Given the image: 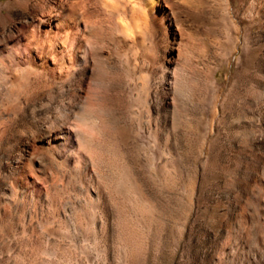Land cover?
Segmentation results:
<instances>
[{"label": "rangeland", "instance_id": "obj_1", "mask_svg": "<svg viewBox=\"0 0 264 264\" xmlns=\"http://www.w3.org/2000/svg\"><path fill=\"white\" fill-rule=\"evenodd\" d=\"M161 1L0 0V264H264V0Z\"/></svg>", "mask_w": 264, "mask_h": 264}, {"label": "bare ground", "instance_id": "obj_2", "mask_svg": "<svg viewBox=\"0 0 264 264\" xmlns=\"http://www.w3.org/2000/svg\"><path fill=\"white\" fill-rule=\"evenodd\" d=\"M119 1L120 0H111L112 3H114V2L118 3ZM122 1L124 3H126V4L131 5L137 0H122ZM20 2H21V0H20ZM146 2L148 4V6L150 7V13L152 15L159 16L161 22L165 21L167 16L171 15L170 11H167V9L163 8L164 4H163V2L161 0H146ZM16 3H17V1H16ZM63 3L61 2L58 5L59 9H61V10H63V8L65 7ZM112 6L113 5H111V7ZM21 7H22V5H21ZM147 14H148V12H147ZM44 24L49 25L50 28H48V29L45 28L44 29L43 28ZM61 24H62L61 19L56 17L55 14L52 12V9H51L48 13H43V14L40 15V17L38 18L37 24H36V26L34 27L33 30L35 31V33H36V35L38 37L40 35H43V36L45 35L46 37H49L51 35V33L54 31V29L56 27L58 28V26H60ZM62 25H64V24H62ZM61 27H63V26H61ZM52 42H54V41H52ZM82 43H81V41H78L76 43V45H75V49L72 50V51H70V50L67 51L65 48H62L61 51H59V52L51 51L50 49L49 50H45V51L43 50L38 57L34 56L33 59H31V61L33 60L35 62V64H36V66H37V65H44L46 62H48L50 60L52 63H55L56 67L59 70L60 69L62 70V68L64 69V68H67V67H73L74 65H77L79 62H83V61H85L88 58V56H87V48ZM30 52L31 51H29L28 48H25V49H23V48L14 49V48L7 47V49H6L7 55L6 56H7V58H10V60H13V62L15 63L16 60H18L17 58H19V57L21 58L24 55L30 54ZM19 61L21 62V60H19ZM31 66H32V64H31ZM72 143H73V139L71 137H68V135H66L65 133H60V134H57V135H50L45 140V144L49 145L50 148H51V146L54 147V145L57 146L59 144H65V145L67 144V145H71L72 146Z\"/></svg>", "mask_w": 264, "mask_h": 264}, {"label": "clouds", "instance_id": "obj_3", "mask_svg": "<svg viewBox=\"0 0 264 264\" xmlns=\"http://www.w3.org/2000/svg\"><path fill=\"white\" fill-rule=\"evenodd\" d=\"M109 2H111V0H109ZM77 6V0H73L72 4H71V8L75 9ZM81 13L83 12V9H80Z\"/></svg>", "mask_w": 264, "mask_h": 264}]
</instances>
